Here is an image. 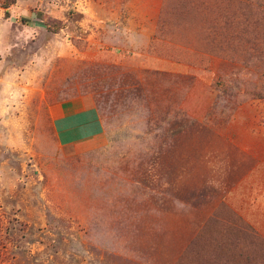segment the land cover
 <instances>
[{
	"label": "rangeland",
	"instance_id": "rangeland-1",
	"mask_svg": "<svg viewBox=\"0 0 264 264\" xmlns=\"http://www.w3.org/2000/svg\"><path fill=\"white\" fill-rule=\"evenodd\" d=\"M240 254L264 264V0H0V264Z\"/></svg>",
	"mask_w": 264,
	"mask_h": 264
},
{
	"label": "crops",
	"instance_id": "crops-1",
	"mask_svg": "<svg viewBox=\"0 0 264 264\" xmlns=\"http://www.w3.org/2000/svg\"><path fill=\"white\" fill-rule=\"evenodd\" d=\"M85 112L88 113V111H86V110H85ZM92 113H90V116L86 117V118H88L87 119L88 121H87V123H85V125H83V127H87L86 129H88V132H86L85 138H96L98 136H101L104 133L100 121L95 120V119L93 120V118H89V117H93ZM80 128H82V127H80Z\"/></svg>",
	"mask_w": 264,
	"mask_h": 264
},
{
	"label": "trees",
	"instance_id": "trees-1",
	"mask_svg": "<svg viewBox=\"0 0 264 264\" xmlns=\"http://www.w3.org/2000/svg\"><path fill=\"white\" fill-rule=\"evenodd\" d=\"M13 2H15V0H4V5H5V7H8ZM58 28H60V26L56 27V29H58ZM256 95L259 96V97H262L259 93H257ZM226 243L227 242H225V244ZM236 244H237L236 242H234V241L232 242L231 241V243H228V245L224 246V247L227 248V249H231L232 246L233 245L236 246ZM234 259H235V263L236 264H251L252 263V257L249 254H247V255L240 254L239 256H235Z\"/></svg>",
	"mask_w": 264,
	"mask_h": 264
}]
</instances>
